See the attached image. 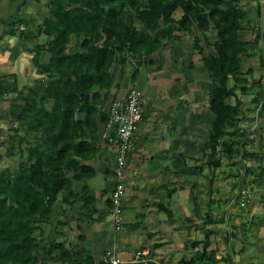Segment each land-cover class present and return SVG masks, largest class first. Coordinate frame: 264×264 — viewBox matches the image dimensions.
<instances>
[{"label": "trees", "instance_id": "16d2710c", "mask_svg": "<svg viewBox=\"0 0 264 264\" xmlns=\"http://www.w3.org/2000/svg\"><path fill=\"white\" fill-rule=\"evenodd\" d=\"M46 7L48 13L39 22L11 16L0 37L17 38L16 48L30 56L40 77L36 90L21 88L16 73L0 77V101L12 96L8 115L23 132L13 129L4 154L18 156L17 168L0 169V264H95L84 249H67L64 240L72 209L82 202L81 208L90 211L94 203L87 182L96 170L87 163L97 159L100 128L108 124L109 114L101 109L106 93L116 79L123 80L128 65L134 83L140 68L153 64L152 56L164 44L192 35L209 78L212 120L204 166L214 173L225 160L232 174L240 176L238 166L251 142L242 122L257 121L253 134L260 137L264 117L259 99L264 85L252 78V69L243 67V59L251 57L248 51L260 39L259 29L251 26L259 13L255 9L252 20L240 0H49ZM176 11L179 18L174 17ZM250 29L256 31L257 41L242 39L241 32ZM41 35L45 42L38 41ZM201 35L212 53L203 51ZM262 62L260 58L264 67ZM237 91L254 94L249 106ZM2 159L0 152V163ZM207 208L204 226L217 220V202L209 201ZM47 227L51 240L41 246ZM212 234L207 231L203 239L191 241L192 255L181 264H218L217 251L210 248Z\"/></svg>", "mask_w": 264, "mask_h": 264}, {"label": "crops", "instance_id": "0c3cea01", "mask_svg": "<svg viewBox=\"0 0 264 264\" xmlns=\"http://www.w3.org/2000/svg\"><path fill=\"white\" fill-rule=\"evenodd\" d=\"M240 5L252 20L258 9V17L251 26L255 25L259 33L262 27L263 32L254 48L264 49V0H240ZM8 19H0V37ZM255 30L242 31V39L255 41ZM3 39L11 43L10 48H15L17 42V38L8 36L0 40V64L12 60L17 67L18 60L12 59V49L4 48ZM22 54L30 64V56ZM155 72L152 79L147 76L142 90L138 88L142 96H147L150 105L146 106L124 169L121 230H114L109 198L115 185L116 151L102 142L97 159L87 163L96 170V176L87 182L94 203L90 211L81 208L82 202L72 209L71 218L66 219L69 226L65 228V247L84 249L95 264H104L108 251L116 255L121 264H181L192 255L190 242L203 239L204 233L213 231L209 238L210 248L217 251L218 264H264V117L261 138L253 134L258 127L257 121L256 126L250 128L245 121L251 142L246 148L249 154L238 166L242 169L240 176L231 172L225 160L213 173L204 166L205 141L212 120L205 97L199 101L198 95L190 90L174 89L153 94L150 91L157 85L154 83L159 84L154 79L155 74L168 71ZM141 75L140 68L136 87L142 83ZM259 79L264 85V76L256 81ZM125 80L126 77L120 85L116 79L117 85L105 95L102 112L109 113L113 103L127 95L131 88L123 90ZM259 93L263 103L264 88ZM249 96L255 97L254 94ZM205 125L208 128L204 129ZM103 130L100 128V133ZM240 188L248 193L249 202L245 206L240 205ZM211 200L217 202V220L204 226ZM140 251L147 253L142 256L147 262L136 259Z\"/></svg>", "mask_w": 264, "mask_h": 264}, {"label": "rangeland", "instance_id": "374dc122", "mask_svg": "<svg viewBox=\"0 0 264 264\" xmlns=\"http://www.w3.org/2000/svg\"><path fill=\"white\" fill-rule=\"evenodd\" d=\"M49 0H28L26 7L24 8L25 18L28 19V17L35 18L38 22L48 13V8L46 7V3H48ZM17 2L12 0H0V19H7L11 16L16 15V7ZM181 13L179 11H176L174 14L175 18H179ZM37 22V23H38ZM261 26V25H260ZM29 27L32 29L34 28V31L36 32L35 25L30 24ZM136 27L140 28L141 25L139 23H136ZM263 30L262 27H260V33L262 34ZM181 41H174L164 44L163 48L158 50L153 56V64H150L146 62L141 67V85L140 87L135 85L134 83L130 82L129 75L132 71V66H127L126 71V80H125V87L123 88L124 91L128 90V88H136L142 90L145 86L144 83L150 77L152 79V75L156 73L155 71L163 70L168 71L167 73H159L155 74L154 79L159 82V84L156 82L154 84L153 89L150 91L154 94L155 91L165 92V91H180V92H186L190 90L191 92H194L199 97V101L201 99H204L207 101V92H208V85H209V78L207 75V72L203 69L201 66V60L200 55L197 53V51L193 47V36L186 33L183 34ZM207 37L209 41L212 42L214 39V33L212 31L207 33ZM243 38L244 35H241ZM201 39V47L203 48V51L206 54L212 53L213 48L210 44H207L206 41H204L202 35L200 36ZM3 45L4 48L12 49V59L18 60V66L15 67L10 60L8 63L4 61V63L0 64V77H7L12 72L16 73L18 77V84L21 88H34L36 90L38 88V82L40 77L36 74V71L32 67L31 64L27 63V58L25 55H23L22 51L19 48H10L11 43H9L8 40L3 39ZM39 42H45V37L40 36L38 39ZM75 39L71 38L70 45L74 44ZM248 53L251 54V57L247 59H243V67L245 69H252L253 75L252 78L256 79L259 76H264V67L260 66V58H262V63L264 65V49L261 47L254 48L252 47L251 50L248 51ZM48 55H45L43 57V61L46 60ZM133 61L131 60V63ZM115 77L118 75V70L116 66L112 69ZM124 77V78H125ZM140 77V76H139ZM123 78V79H124ZM123 80H119V84L122 85ZM139 83V82H138ZM171 83V84H169ZM170 85H174V88ZM152 88V87H149ZM138 89V90H139ZM148 89V88H147ZM149 91V90H148ZM144 94V93H143ZM202 96V97H201ZM237 96L242 100V102L245 105H250L251 97L249 96H242L237 91ZM11 97L12 96H5L2 101H0V152L3 155V159L0 163V169L8 168L11 170H14L17 168L19 158L17 155L14 156H7L4 155L6 148L9 144L12 142L9 141V137L12 135H15L14 128L18 129V133H23L20 124L15 123L11 120V118L8 115V109L11 104ZM143 102L144 110L146 109V106L150 105V101L147 98V96L144 94L143 96ZM231 103H234V100H231ZM208 105V104H207ZM256 121H249L247 125L254 126ZM243 125L245 124V121L242 122ZM257 124V123H256ZM256 126V125H255ZM208 128V125H205L204 129ZM210 128V126H209ZM51 228L47 227L45 231V235L42 238L41 246H46L48 242L51 240ZM40 237V236H39Z\"/></svg>", "mask_w": 264, "mask_h": 264}, {"label": "built area", "instance_id": "2783aa9c", "mask_svg": "<svg viewBox=\"0 0 264 264\" xmlns=\"http://www.w3.org/2000/svg\"><path fill=\"white\" fill-rule=\"evenodd\" d=\"M144 102L142 93L136 88H131L127 95L113 103L109 111L108 124L105 126L101 135L102 142L112 146L116 151L115 165L113 174L115 185L110 193L111 217L115 231H120L123 225V205L122 198L125 192L124 169L128 153L133 143V138L138 131V127L144 116ZM240 193V205L245 206L248 202V193L244 189ZM147 255L146 252L140 251L136 254V259L141 262L142 256ZM103 263L105 264H121V261L111 251L106 252ZM155 264H159L155 262Z\"/></svg>", "mask_w": 264, "mask_h": 264}, {"label": "water", "instance_id": "95a60500", "mask_svg": "<svg viewBox=\"0 0 264 264\" xmlns=\"http://www.w3.org/2000/svg\"><path fill=\"white\" fill-rule=\"evenodd\" d=\"M12 1H16V0H12ZM27 2H28L27 0H20V2L17 4V7H16L17 19L16 20H19L24 17L23 10L26 7ZM255 41H257V36L255 37Z\"/></svg>", "mask_w": 264, "mask_h": 264}]
</instances>
